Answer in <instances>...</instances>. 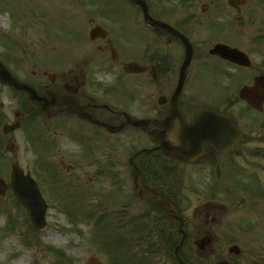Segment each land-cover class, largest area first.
Returning a JSON list of instances; mask_svg holds the SVG:
<instances>
[{
    "label": "flooded vegetation",
    "instance_id": "obj_1",
    "mask_svg": "<svg viewBox=\"0 0 264 264\" xmlns=\"http://www.w3.org/2000/svg\"><path fill=\"white\" fill-rule=\"evenodd\" d=\"M174 3L181 6L168 7L160 13L148 2L150 15L169 28L145 24L143 10L135 4H130V17L126 20L120 17L115 25L105 23L107 19L98 7H81L84 9L75 13L73 29L77 43L86 47L76 48L78 52L68 69H59L57 61L40 56L32 60L36 70L30 68L29 61L27 70L20 71L10 56L0 55V62L9 73L30 85L39 97L32 99L29 92L2 83L0 77V165L17 156L23 129L24 133L40 131L37 138L44 136L47 140L61 134L80 145L100 135L109 137L112 144L118 138L123 139L124 132L137 131L143 134L146 144L127 148L131 155L133 195L128 206L131 204L133 210L127 213V203L119 198H113L110 207L106 206V214L117 220L118 230L129 233L127 237L123 232L129 247L140 248L136 264H182L177 253L185 264H264V244L258 237L257 241L246 235L248 229L238 225L247 222L249 230L260 238L264 235V218H258L256 229L254 219L229 217L228 209L237 196L233 197L228 186L215 180L226 177L229 181L232 165L245 160L252 167V180L262 181L264 187V103L262 109H252L255 120L246 130L238 121L237 116H241L231 113L235 104L227 105L221 93L207 91L204 82L218 76L225 64L230 63L210 53L216 42L228 39V34L212 31L220 14L217 2ZM98 26H105L107 35L102 36L104 30L99 29L92 39L90 33ZM252 42H238L237 47L250 52L256 60L264 49V39ZM190 45L192 59L184 69ZM49 62L56 66H49ZM257 66L254 63L249 68L240 66L243 82L250 83L264 75V69L258 70ZM49 67L58 71L49 72ZM105 69L106 78L101 76ZM209 110L232 114L239 131L237 138L232 139L225 131L211 137L205 128L208 119L200 118V131L192 143L183 146L181 141L187 134L182 127L193 124L198 113ZM134 120H147V129L134 127L130 124ZM17 122L20 127L12 129ZM124 123L129 124L114 131V127ZM170 129L178 131L176 143L171 142ZM156 131L161 140L149 133ZM104 154H110L109 150L98 155ZM204 168L213 173L216 183L212 197L200 194ZM140 183L160 195L175 217L160 198L144 191ZM191 194H196L197 199L190 214ZM226 240L232 242L225 247ZM232 246H239V254L231 253ZM247 249L248 262H239L241 253ZM128 262L131 264L132 260Z\"/></svg>",
    "mask_w": 264,
    "mask_h": 264
},
{
    "label": "rangeland",
    "instance_id": "obj_2",
    "mask_svg": "<svg viewBox=\"0 0 264 264\" xmlns=\"http://www.w3.org/2000/svg\"><path fill=\"white\" fill-rule=\"evenodd\" d=\"M216 1L220 8L226 9L225 15L230 13L233 15L231 21L234 22L236 29L228 24L227 15H220L215 20L216 24L212 25L213 32L219 30L224 34L230 32L232 37L229 39L241 43H253V39H264V0H247L241 14L237 11H229L226 0ZM168 2L173 3L172 7L177 9L181 6L180 3H174L179 0H152V4L159 12L171 7ZM93 4H100L106 16L115 13L117 16H113L117 19L125 17L131 9L130 5H126L121 0H97V2L95 0L89 2L88 0H0V55L10 54L8 56L13 59L20 71L27 70L28 64L31 65L32 60L40 56L57 61L60 65L59 69H68L78 52L76 48L86 47L84 43L80 45L75 40L73 29L75 13L82 5ZM184 6L187 8V3ZM216 10L218 12L220 9L216 7ZM239 15L243 17L240 21L236 19ZM109 23L113 24L112 22L107 24ZM261 52L256 59V63H260L257 66L258 70L264 69V49ZM30 68L36 70L34 65ZM228 68L214 78L209 77L204 82V87L210 94L219 95L222 92L226 98H230L229 94L232 90V97H235L237 103L235 108L241 111L244 107L238 101V93L244 84V78L234 70L233 65ZM48 71L55 73L58 69L49 67ZM107 73L108 70H103L101 76L106 78ZM218 77H221L220 80ZM240 114L243 117L242 124L248 130L249 125L253 123L252 119L255 118L246 115L244 111ZM42 132L46 133V130L43 129ZM39 133L40 131L24 133V129L22 130L21 140L17 143V156L12 157L7 163H2L0 173L9 184L11 172L9 170L15 162H18L23 170H31L38 181L40 191L48 201L46 211L48 226L43 231L35 230L27 220L23 207L15 201L9 187L4 196L0 195V264H87L89 256H97L104 264H125L123 253L130 252L129 242L122 246V251L118 249L117 245L121 243L116 241L115 232H118L119 226L112 215L109 218L107 214L105 215L104 200L110 195L119 198L120 201L127 203L126 212H132V205L128 206L129 197L133 195L131 166H129L131 155L127 148L136 146L138 141L141 142L143 140L141 134L133 130L126 131L122 136L123 139L118 138L112 144L106 135L92 136L88 138L93 139L92 142L80 145L77 140L68 139L61 134L50 140L44 136L37 138ZM107 143L109 146L106 145ZM104 150H109L110 154L98 155ZM244 162L245 160L232 165L229 181L226 177L215 180L225 187L228 186L233 197L237 196L234 204L228 209L229 217L247 216L254 219L253 224L258 229V218H264V188H261L260 180L255 183L256 186L249 181L248 172L251 169L245 166ZM212 181V173L202 177L205 192L211 191ZM244 182L246 183L244 187L239 186ZM204 191L201 192L203 195ZM111 197L108 202L109 207L113 201ZM190 197L193 205L191 214L197 196L191 194ZM115 223L117 225L112 228ZM238 225L248 229L246 235L256 238L257 241L259 239L264 244V235L259 238V234L249 230L247 222ZM123 232L124 230L121 229L119 234L126 238L124 233L127 232ZM128 235L129 233L127 237ZM111 239L114 241L112 247ZM229 242L232 240H226L225 247ZM139 250L140 248L135 245L133 251L128 254L130 255L128 260H136L135 251L140 257ZM248 252L249 249L241 253L239 262H248L250 257ZM21 258H23L22 263Z\"/></svg>",
    "mask_w": 264,
    "mask_h": 264
},
{
    "label": "water",
    "instance_id": "obj_3",
    "mask_svg": "<svg viewBox=\"0 0 264 264\" xmlns=\"http://www.w3.org/2000/svg\"><path fill=\"white\" fill-rule=\"evenodd\" d=\"M128 1H132L139 5H142V7L144 8V13L146 15V22L148 24L154 22L153 18L148 14L147 5H145V2L143 0ZM229 3L232 6H236L237 3H241V0H229ZM212 52L216 55H220L226 60L229 59L236 64L247 66L249 65V62L243 53L235 49H231L229 46L218 44ZM189 58L190 56L188 57V60ZM0 66L2 69H4L2 65ZM4 81H7L9 84L16 85L19 89L31 91L28 85L20 84L11 79V77L8 80L5 79ZM240 96L247 101L249 106H252L253 108H259V106L261 107V104L264 101V76H261V78H257L254 86L244 87L240 92ZM231 123L232 121L230 119V125H232ZM135 124L138 126H144L145 122L137 121L135 122ZM12 170L13 175L11 182L13 184V192L15 193L18 201L26 207L31 222L34 223L37 229L42 230L47 226V223L45 221L47 213V203L46 201H44L40 191L38 190L36 182L31 178L29 174L25 176L23 174V171L18 169L17 166H14ZM4 190V182L0 180V192L4 193ZM88 262L89 264H102L100 262H97V259L95 257H89Z\"/></svg>",
    "mask_w": 264,
    "mask_h": 264
},
{
    "label": "bare ground",
    "instance_id": "obj_4",
    "mask_svg": "<svg viewBox=\"0 0 264 264\" xmlns=\"http://www.w3.org/2000/svg\"><path fill=\"white\" fill-rule=\"evenodd\" d=\"M21 256H23V254H21ZM24 258V257H23ZM23 258H21V263L23 262Z\"/></svg>",
    "mask_w": 264,
    "mask_h": 264
}]
</instances>
